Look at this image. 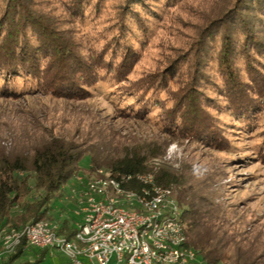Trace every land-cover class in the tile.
I'll list each match as a JSON object with an SVG mask.
<instances>
[{"label":"trees","instance_id":"16d2710c","mask_svg":"<svg viewBox=\"0 0 264 264\" xmlns=\"http://www.w3.org/2000/svg\"><path fill=\"white\" fill-rule=\"evenodd\" d=\"M105 1L64 0L76 22L102 25L83 44L38 0H0V99L84 101L101 96L137 126L151 120L150 109L163 104L166 114L153 123L159 136L126 145L103 137L86 145L51 132L28 135L15 149L0 145V251L6 228L55 222L50 204L88 156L92 173L103 169L124 177V187L138 194L154 186L172 190L187 245L199 258L195 264H264L258 237L235 227L222 203L189 190L184 166L162 160L168 140L178 135L223 152L252 147L257 158H264V0H216L201 14L200 32L164 72L165 78L148 75L128 85L137 49L165 8L183 0H116L114 15L103 23L98 13ZM183 68L186 79L169 96L166 75ZM56 222L59 233L73 237L76 221ZM51 255V249L35 248L23 239L2 264H43ZM26 256L31 258L20 261Z\"/></svg>","mask_w":264,"mask_h":264},{"label":"rangeland","instance_id":"374dc122","mask_svg":"<svg viewBox=\"0 0 264 264\" xmlns=\"http://www.w3.org/2000/svg\"><path fill=\"white\" fill-rule=\"evenodd\" d=\"M38 1L42 8L60 18V24L74 32V36L83 40V44L88 40L89 34L102 27L101 23H96L95 20L85 26L76 22L73 9L68 7L64 0ZM115 1L107 0L101 6L98 15L105 20L103 23H107L114 15L117 4ZM215 1L183 0L179 6L165 8L148 40L137 49L139 57L125 85L148 75H164L165 78L164 72L172 67L179 56L186 53L184 48L200 32L204 22L201 14L209 12ZM174 75L176 73L166 75L169 96H172L171 93L179 89L186 79L184 68ZM164 114L166 107L163 104L155 106L148 113L151 120L137 126L136 121L121 118L115 106L101 96L84 101L53 96L0 99V145L9 150L15 149L27 142L25 137L28 135L47 136L51 132L68 135L76 142L86 145L96 143L103 137H115L126 145L135 139L157 138L159 134L153 128V123L163 119ZM248 138L246 141H250ZM168 143L166 155L162 160L176 167H185L184 177L188 180L185 186L199 196L203 195L216 203H222L235 227H239L241 232H246L248 237L257 236L258 241L264 244V158H257L252 147L243 148L241 151L223 152L208 148L195 137L184 135L170 138ZM81 166L77 175L62 185L60 193L50 204L54 207L52 213L55 222H61L65 218L76 222L82 220L81 215L75 214L78 208L76 195L79 192L75 193L74 197L72 195L73 190H80L79 181L85 183L93 175L89 170L88 156L84 158ZM172 194L175 198L173 192ZM12 229L6 228L1 240ZM52 251L53 254L43 264H73L65 254ZM30 258L22 257L20 261ZM81 260L83 264H94L88 258L81 257Z\"/></svg>","mask_w":264,"mask_h":264},{"label":"built area","instance_id":"2783aa9c","mask_svg":"<svg viewBox=\"0 0 264 264\" xmlns=\"http://www.w3.org/2000/svg\"><path fill=\"white\" fill-rule=\"evenodd\" d=\"M125 181L103 169L94 172L85 183L79 181L80 190H73L72 197L79 192L75 214L82 216L75 222L73 237L59 233V223L40 220L5 234L2 251H14L25 239L35 248L65 254L73 264H83L81 257L94 264L198 262L196 251L187 245L182 211L172 190L154 186L138 194L124 187Z\"/></svg>","mask_w":264,"mask_h":264},{"label":"water","instance_id":"95a60500","mask_svg":"<svg viewBox=\"0 0 264 264\" xmlns=\"http://www.w3.org/2000/svg\"><path fill=\"white\" fill-rule=\"evenodd\" d=\"M12 252H13V251H11V252H9V251L4 252V251L1 250V252H0V260H1V264H2V261H4V260L7 258V255H8L9 253H12Z\"/></svg>","mask_w":264,"mask_h":264}]
</instances>
